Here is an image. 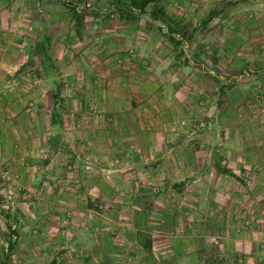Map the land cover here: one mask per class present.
<instances>
[{
  "label": "crops",
  "instance_id": "crops-1",
  "mask_svg": "<svg viewBox=\"0 0 264 264\" xmlns=\"http://www.w3.org/2000/svg\"><path fill=\"white\" fill-rule=\"evenodd\" d=\"M89 1L0 0V264H264V3Z\"/></svg>",
  "mask_w": 264,
  "mask_h": 264
},
{
  "label": "rangeland",
  "instance_id": "rangeland-1",
  "mask_svg": "<svg viewBox=\"0 0 264 264\" xmlns=\"http://www.w3.org/2000/svg\"><path fill=\"white\" fill-rule=\"evenodd\" d=\"M49 1H52V2L50 3ZM64 1L65 0H44V2H49L50 3L48 5V7L51 8V9L55 6V10L56 11H61V10H64V9L66 10L67 12L66 11L64 12L65 15H66V18H65V22H66L68 16H71L72 15V14L70 15V13L73 12V14H74L76 11L78 12L80 9L77 6L78 4L75 5V3L73 2L74 0H68L67 1V4L68 5L71 4L72 7H70V6L68 7V5ZM120 1L121 0H108L107 2H109L110 4L113 5L112 8L113 9L115 8L114 9L115 11H117V12L119 11V15L122 12H125V14L130 13V14H133V15H138V14H140L142 12L138 7H136V6L134 7V6L130 5V4H128L129 3V0H122V3H123L122 5L120 4ZM230 1H234L233 2L234 4H239V5L244 4V3L247 4L245 6V8L247 9V11H249L251 13L253 12V10H257V8H259V6H256L257 3H259V2H263L264 3V0H230ZM90 2H91V0L89 1V3ZM101 3L104 4V0H96V1H94V2L91 3L92 5L91 4H88V6H85V8L90 13L92 12V15H93L94 14L93 9L100 10V8H102V5L103 4H101ZM75 9H77V10H75ZM251 16H254V14L252 13ZM193 21L195 23H198V25H197L198 27L204 25V23H205V22H203L201 20V16H198V18H194ZM185 23H187V22H185ZM181 26L184 27L183 23L182 24H179L178 22H177V25L176 26L172 25V27L177 31V33L176 32L173 33L172 35H170V37L175 42L174 45L176 46V51H178L177 54L180 57H182L183 59H186V58L189 59L191 57L190 52H189V42H190V40H188L186 38L187 36L185 37L184 34L183 35L181 34V32H180L182 30V27ZM161 27H162V29H167L166 28V24H164V23H162V26ZM199 36L200 35H198V33H196V34L194 33V35L192 37H190V38H192V41H195V40H197L199 38ZM130 53H132V52H129V54ZM129 54L127 56H124V57H128ZM201 68L203 70H205L206 73H207L208 70H212L208 66H203ZM213 74H215L214 71H213ZM239 74L240 75L241 74L244 75V72L243 73L242 72L241 73L239 72ZM219 75L224 76V74H219Z\"/></svg>",
  "mask_w": 264,
  "mask_h": 264
},
{
  "label": "trees",
  "instance_id": "trees-1",
  "mask_svg": "<svg viewBox=\"0 0 264 264\" xmlns=\"http://www.w3.org/2000/svg\"><path fill=\"white\" fill-rule=\"evenodd\" d=\"M157 0H129L130 5L138 7L140 10H142L147 4L149 3H155ZM150 15L152 19H159L162 22L168 21L170 25H177V21L169 19L168 16L164 15V13L161 11L160 8H155L150 11ZM173 30H175L173 27H168L169 37L170 34L173 33ZM182 34V32H181ZM171 38V37H170Z\"/></svg>",
  "mask_w": 264,
  "mask_h": 264
},
{
  "label": "built area",
  "instance_id": "built-area-1",
  "mask_svg": "<svg viewBox=\"0 0 264 264\" xmlns=\"http://www.w3.org/2000/svg\"><path fill=\"white\" fill-rule=\"evenodd\" d=\"M10 180V174L7 169L0 165V183H5Z\"/></svg>",
  "mask_w": 264,
  "mask_h": 264
}]
</instances>
